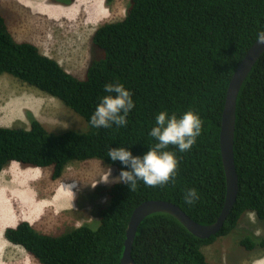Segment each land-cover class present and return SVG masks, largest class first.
<instances>
[{
  "label": "trees",
  "instance_id": "obj_1",
  "mask_svg": "<svg viewBox=\"0 0 264 264\" xmlns=\"http://www.w3.org/2000/svg\"><path fill=\"white\" fill-rule=\"evenodd\" d=\"M260 28L264 0H130L124 18L96 28L92 42L99 55L79 78L36 44L17 41L0 13V74L60 99L88 123L108 82L123 83L135 101L124 127L95 129L89 124L87 131L56 132L32 112L30 127L0 126V173L17 161L50 168L51 178L58 179L70 163L91 158L120 173L121 163L107 156L110 147L124 145L143 155L157 142L149 132L160 111L179 115L193 109L203 121L190 150L167 149L176 151L179 160L177 174L167 184L149 187L138 181L130 189L117 181L106 189L110 201L100 209L95 231L83 224L53 235L22 220L6 228L5 238L42 264H122L131 215L144 201H171L197 222L214 223L227 198L220 136L228 87ZM234 150L239 194L221 231L201 238L174 215L153 213L142 221L134 240L137 264H213L204 246L234 231L246 212L264 219V53L238 96ZM188 188L199 193L191 205L183 199ZM241 244L254 249L264 246V239L246 235Z\"/></svg>",
  "mask_w": 264,
  "mask_h": 264
},
{
  "label": "rangeland",
  "instance_id": "obj_2",
  "mask_svg": "<svg viewBox=\"0 0 264 264\" xmlns=\"http://www.w3.org/2000/svg\"><path fill=\"white\" fill-rule=\"evenodd\" d=\"M129 3L130 0L110 3L107 0H73L71 4L59 0H0V13L5 16L17 41L36 44L42 53L56 58L68 71L84 78L90 63L99 55L100 49L97 50L92 42L93 33L104 22L124 18ZM29 112L51 131L89 129L86 119L60 99L10 74H0V126L30 127ZM22 168V164L10 163L0 173V199L5 202L4 207L1 202L0 213L10 219L2 222L0 217V264H42L21 245L7 241L4 231L7 225L16 224L15 213L18 216L28 213L25 206L29 203L25 196L32 195L27 189L31 188L38 197L49 199L58 182L51 179V169L44 168V175L35 187L26 184L28 177L22 180L19 196L23 198H20L14 192L17 179L22 175H30V178L34 175ZM118 176L117 169L104 160L74 161L67 166L62 178L76 184L75 208L65 211L48 207L38 222L30 217L27 219L37 230L53 235L64 234L83 224L97 228L99 211L110 201L106 189L119 181ZM39 200L38 205L45 202ZM246 235L264 239V219H259L254 212H246L234 231L216 240L217 252L207 247L209 258L215 264H264V246L246 248L241 244Z\"/></svg>",
  "mask_w": 264,
  "mask_h": 264
},
{
  "label": "clouds",
  "instance_id": "obj_3",
  "mask_svg": "<svg viewBox=\"0 0 264 264\" xmlns=\"http://www.w3.org/2000/svg\"><path fill=\"white\" fill-rule=\"evenodd\" d=\"M255 37L258 42L264 43V28L258 29ZM104 92L106 94L99 98L89 124L95 129L126 126L127 117L135 107L133 93L120 82L106 83ZM202 128L203 121L193 109L179 115L160 111L149 132L157 142L149 146L143 155H134L130 148L121 145L110 147L107 156L113 162L121 163L118 180L130 189H134L138 181L149 187L163 186L177 174L179 164L176 151L167 150L169 146H175L181 153L190 150L201 135ZM183 199L191 205L199 199V193L195 188H188ZM92 230L95 231V228Z\"/></svg>",
  "mask_w": 264,
  "mask_h": 264
},
{
  "label": "water",
  "instance_id": "obj_4",
  "mask_svg": "<svg viewBox=\"0 0 264 264\" xmlns=\"http://www.w3.org/2000/svg\"><path fill=\"white\" fill-rule=\"evenodd\" d=\"M264 53V43L256 41L246 53L234 72L228 87L221 128V152L227 176V198L219 218L211 224H201L194 220L177 204L161 199L142 202L133 211L127 228L122 264H137L132 255L134 240L142 221L156 212H167L177 217L191 232L201 238H210L218 234L233 209L239 194V176L235 162V135L237 119V101L240 91L253 67Z\"/></svg>",
  "mask_w": 264,
  "mask_h": 264
},
{
  "label": "crops",
  "instance_id": "obj_5",
  "mask_svg": "<svg viewBox=\"0 0 264 264\" xmlns=\"http://www.w3.org/2000/svg\"><path fill=\"white\" fill-rule=\"evenodd\" d=\"M11 163H19V162L13 161ZM19 164H21V163H19ZM22 169L27 170V171H31V172H33L32 174H34V175H33V178H30V175H26V176L22 175V176L19 177V179H17L18 180V186L15 187L16 190H14V192L16 194H18L17 196L20 197V198H23V197L19 196V190H20V187H21V182H22V180L25 177H28V180H27L26 184L27 185L31 184V185H33L35 187L36 183L39 180H41L40 177L44 175V171H42L44 168H41V167L28 168V166H23ZM52 180L53 181H57L58 185L56 186V189L54 190L53 196L51 198H49V199L48 198H44L43 196H41V197L39 196L38 197L37 193L36 192L34 193L31 190V188L27 189L32 195V196H28V195L25 196L26 197V202L29 203V206H25V205L24 206H25V209L26 208L29 209V211L26 210L29 214L27 213V214H23V215H19L18 216V214L15 213L14 214V218H15V221H17V222H16L15 225H11V226H16L20 221L28 220L27 218H29V217L31 218V220L33 219L34 221L38 222V220H39L40 216L43 214L45 208H48V207H50L52 209L55 208L56 210L57 209H62V210H65V211L66 210H73L75 208L74 198L76 196L75 195L76 184L74 182H72V181H64L62 176L60 178H58V179H52ZM27 198H28V200H27ZM38 199H41L39 201L45 200V202H43L41 205H37ZM33 204L34 205L36 204V205L34 206ZM35 207L38 208L39 210L36 209ZM9 213H10L9 217L12 218V213L11 212H9ZM20 216H21V218H20ZM8 220H10V219H7L6 221H8ZM6 221H4V222H6ZM11 226L7 225V227H11ZM6 228H5V230H6ZM3 230H4V227H3ZM4 236H5V231H4ZM7 241H9V240H7ZM216 243H217V241H215V242L203 247V250H204L205 254L207 255L208 259L213 264H215V263L209 258L208 253H207L206 250H207V247L215 248L216 252H217L218 251V247L215 246Z\"/></svg>",
  "mask_w": 264,
  "mask_h": 264
},
{
  "label": "bare ground",
  "instance_id": "obj_6",
  "mask_svg": "<svg viewBox=\"0 0 264 264\" xmlns=\"http://www.w3.org/2000/svg\"><path fill=\"white\" fill-rule=\"evenodd\" d=\"M35 4H36V3H35ZM36 7H37V6H36ZM50 7H51V5H50ZM44 9H45V8H44ZM23 185H25V182H24ZM22 188H23V187H22ZM13 190H14V189H13ZM15 190H16V189H15ZM20 190H22V189H20ZM16 192H17V191H16ZM1 202L3 203V207H4V203H5V202H3V200L0 199V207L2 206V203H1ZM33 205H34V204H33ZM35 205H36V204H35ZM35 205H34V206H35ZM37 205H38V204H37ZM35 208H36V207H35ZM36 209H38V208H36ZM38 210H39V209H38ZM35 216H36V215H35ZM0 217H1V219H2V222H3V221H6V219H7V217H6V218L3 217V214H2V213H0ZM1 219H0V220H1ZM31 222H32V221H31ZM31 222H30V223H31ZM3 224H4V223H3Z\"/></svg>",
  "mask_w": 264,
  "mask_h": 264
}]
</instances>
